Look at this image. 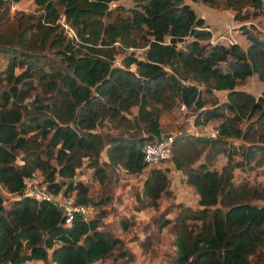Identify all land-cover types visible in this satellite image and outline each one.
I'll use <instances>...</instances> for the list:
<instances>
[{"label":"trees","instance_id":"1","mask_svg":"<svg viewBox=\"0 0 264 264\" xmlns=\"http://www.w3.org/2000/svg\"><path fill=\"white\" fill-rule=\"evenodd\" d=\"M18 1L0 0V264H90L115 249L114 257L131 260L120 238L99 228L102 214L64 224L57 204L21 191L34 179L93 206L109 171L141 172L150 166L143 144L167 134L170 163L198 203L172 202L152 219L157 230L172 224L169 263L249 264L255 255L264 262V204L252 201L264 197V186L233 180L236 167L264 150L257 144H264V37L241 23L244 47L210 42L186 0H32L33 12L12 9ZM199 1L230 8L237 20L243 7L264 5ZM252 74L262 83L256 96L235 87ZM180 106L193 125L216 120V135L178 131ZM85 171L86 181L77 178ZM169 184L150 166L135 198L157 208Z\"/></svg>","mask_w":264,"mask_h":264},{"label":"rangeland","instance_id":"2","mask_svg":"<svg viewBox=\"0 0 264 264\" xmlns=\"http://www.w3.org/2000/svg\"><path fill=\"white\" fill-rule=\"evenodd\" d=\"M186 1L195 13L203 18L210 29V42L228 44L236 41L244 47L246 40L238 28L241 23H245L252 32L264 37V5H262L260 10L249 6L243 7L241 12L245 14V17L237 20L233 18L234 11L230 8L211 7L201 3L199 0ZM117 2L124 6L132 4L131 0H116L111 2V5ZM14 8L25 12L37 11L32 0H19L13 4L12 9ZM65 29L67 33V27ZM128 50L124 49L121 52H127ZM121 52L116 55V58H120ZM1 64L2 58L0 57V66ZM235 87L246 90L256 96L262 89V83L252 74ZM214 95L218 99H223L224 91L215 90ZM173 112L175 116L174 124L178 131L193 132L208 137L216 135V120H209L204 125H193L191 115L184 107H175ZM232 141L238 143L239 139H232ZM257 144L264 148V144ZM224 161L225 157L222 154H218L215 164L220 166ZM157 166L163 169L170 178L168 187L170 193L160 196L157 208L146 207L138 203L135 198V192L140 189L147 168L150 166L143 167L139 173H131L121 166H117L113 171L108 172L104 184L93 191L91 199L94 213L96 212V215L102 214L99 228H103L109 231L111 235L120 238L123 247L132 253L133 258L127 260L125 257H114V254L117 253V249H115L113 254L102 256L90 264H170V256L174 250L170 244L172 224L168 223L160 230H157L152 219L163 211L165 205L172 202L197 206V194L193 186L181 182L180 173L172 167L170 158ZM86 177L87 171L77 174V178L82 181H86ZM233 180L235 182L246 180L258 188L264 186V150H257L250 159L249 164L236 167L233 170ZM252 201L264 204V197L252 199ZM174 213L175 209L171 208L165 215L172 218ZM123 219L128 221L125 228L122 227L120 222ZM145 239L149 241L148 244H144ZM260 250L264 251V247ZM249 264H264V262L255 255Z\"/></svg>","mask_w":264,"mask_h":264},{"label":"built area","instance_id":"3","mask_svg":"<svg viewBox=\"0 0 264 264\" xmlns=\"http://www.w3.org/2000/svg\"><path fill=\"white\" fill-rule=\"evenodd\" d=\"M67 33L71 34L68 27ZM115 64L120 66L118 60L115 61ZM171 141L172 136L167 134L144 143L142 146L143 160L147 165L157 166L167 160L171 155ZM3 193L6 196L13 195L5 191ZM21 195L30 196L37 200L46 199L57 204L62 213L64 224H68L73 215H80L83 219H87L94 214V206L91 204L78 203L74 201L72 196H64L60 192L55 193L49 190L44 182L38 180H26Z\"/></svg>","mask_w":264,"mask_h":264},{"label":"crops","instance_id":"4","mask_svg":"<svg viewBox=\"0 0 264 264\" xmlns=\"http://www.w3.org/2000/svg\"><path fill=\"white\" fill-rule=\"evenodd\" d=\"M47 262L41 259H30L26 260L20 264H46ZM94 263V262H93ZM9 264V263H7ZM47 264H54L53 262H48Z\"/></svg>","mask_w":264,"mask_h":264}]
</instances>
